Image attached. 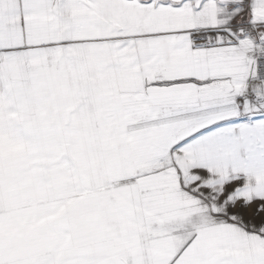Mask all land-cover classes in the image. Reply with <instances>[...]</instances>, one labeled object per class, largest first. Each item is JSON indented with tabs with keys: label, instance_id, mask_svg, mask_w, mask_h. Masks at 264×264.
Masks as SVG:
<instances>
[{
	"label": "snow or ice",
	"instance_id": "1",
	"mask_svg": "<svg viewBox=\"0 0 264 264\" xmlns=\"http://www.w3.org/2000/svg\"><path fill=\"white\" fill-rule=\"evenodd\" d=\"M0 264H264V0H0Z\"/></svg>",
	"mask_w": 264,
	"mask_h": 264
}]
</instances>
